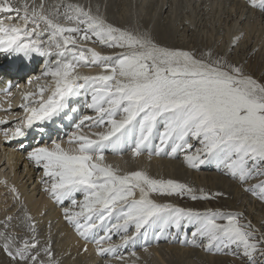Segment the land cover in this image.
I'll use <instances>...</instances> for the list:
<instances>
[{"label":"snow or ice","instance_id":"6c2138e0","mask_svg":"<svg viewBox=\"0 0 264 264\" xmlns=\"http://www.w3.org/2000/svg\"><path fill=\"white\" fill-rule=\"evenodd\" d=\"M246 4L264 14V0ZM85 43L112 52L102 54L85 48ZM53 49L54 66L43 73L51 83L40 88L38 107L20 106L26 113L20 123L31 128L35 122L51 121L65 112L71 98L82 93L89 98L86 107L94 115L83 116L67 137V147L52 141L50 147L38 146L28 153L42 169L43 190L61 206L63 220L77 236L93 241L97 253L105 255L118 253V245L101 246L113 235L127 246L141 235L147 239L152 231L157 240L171 237L206 252L238 256L242 264H260L264 224L258 228L240 212H201L155 198L211 201L223 192L195 189L145 169L122 171L105 162V152H117L131 139L133 159L147 152L149 158L183 154L186 166L193 169L214 163L244 193L264 203V80L222 52L163 45L147 30L109 22L98 8L94 12L80 4H61L46 10L43 3L21 6L0 0V51L43 56ZM80 67L101 71L88 75L79 72ZM32 96L29 92L23 99L27 102ZM86 122L102 130L86 134ZM7 123L0 120V125ZM23 135L21 127L12 133ZM12 219L6 217L7 222ZM24 226L26 236L18 240L4 234L0 243L10 264H59L53 242L41 246L35 219L26 215ZM98 231L103 235L97 236ZM181 233L185 238L179 239Z\"/></svg>","mask_w":264,"mask_h":264},{"label":"rangeland","instance_id":"374dc122","mask_svg":"<svg viewBox=\"0 0 264 264\" xmlns=\"http://www.w3.org/2000/svg\"><path fill=\"white\" fill-rule=\"evenodd\" d=\"M23 1L14 0V2L17 5H21V6L24 4H27V3H24ZM80 1L77 4L90 7L94 12L96 11V8H98L100 10L99 13H101V15L105 16L109 22L117 26L124 25V27L126 26L132 29H139L141 31L147 30L151 33L152 36H155L156 34L158 35L159 33L161 36L159 40L157 39L156 40L166 46L182 48L184 50H191V51H195L198 53L200 51L214 49L218 52L224 53L227 56H230L232 60L238 63H243L245 67H250L253 65V62L249 63L248 61V59L251 56H253L255 60L258 59L257 60L258 62H260V58L261 56H263V47H262L263 45L262 43L259 42V40L261 37L262 38L264 37V16L256 15L255 11L257 12L259 11L258 12L259 15H261L260 13L261 11L259 9L253 10L250 7H248L246 4V0L244 1L243 0H212V2L215 1L214 4L211 3L210 1H207L206 3L202 4L200 3V1L197 2L196 0H176L175 2H172L171 0H145L146 1V4L144 6L145 9L139 8L140 7L139 5L142 3V0H103V1L102 0H99V1L84 0L85 2L83 0H80ZM170 1L172 3H170ZM234 1L236 2L243 1L245 3V6H239ZM103 2H104V7L102 6ZM97 3L99 4V6L97 5ZM156 3L158 4L160 3L159 6ZM61 4H70V3L68 2V0H62L57 5H61ZM51 9L52 8L48 10H51ZM63 11L64 9L62 8L61 12ZM127 12H128V15H127ZM238 12H240L241 15H237L236 13ZM152 18H154V20H152ZM235 18H237V20ZM186 19H189V21L187 20L188 25H185V21H183ZM61 22H63V20H61ZM230 26L233 28V35H232L234 36L233 41L232 43H230V45L228 44L225 46L224 39L219 33H222L223 30H226ZM237 37H240L239 44L233 49L232 44ZM44 40H45V45H47L48 42H47L46 35L44 37ZM244 41L246 43L244 47H241ZM256 43H258V45H256ZM83 46L84 47L86 46L85 48L94 47L96 48L97 51L102 52V54H109L112 52V50L107 49V48H102L98 44L93 45L91 43H85V45ZM243 48H245V50L247 48V52H248L247 54L245 53L243 55ZM3 57H5V55H3V51H0V59L3 60ZM56 58L57 57L55 56L54 49H53V53L49 55V59L47 58L46 54L41 56L38 53H35V56L33 57L35 61L33 62L34 65L32 68L33 69L32 74H35V76L28 75V78L26 77L24 80V83H26L23 85L24 90L21 89L22 87H20L19 90L21 91V93L19 90L17 91L16 94L15 92L13 93L16 95L15 97L17 98H18V95L21 94L19 98L21 99V102H23V104H24L23 97L25 93L31 92L33 93V96L30 97V101H28V103H30L29 106L30 107L39 106L38 101L41 99L39 90L41 87H44L45 89H47L50 83L45 80V79L48 80V77L37 76V71H39V69L46 67V65L48 68L53 67L54 66L53 61ZM48 60L50 61L49 64H48ZM98 69L100 72L101 68H98ZM47 95H48V92L45 91L44 96L47 97ZM83 95L87 97L85 94ZM88 102H90L88 97L84 101L81 100L80 109L79 111H77L76 116L74 117V120H76V122L74 125L70 123V126L75 127L76 124L79 123L80 120H82L84 116L83 115L84 113L83 109L85 107L84 105L87 104ZM69 104H71V102ZM67 111H70V109H67ZM63 114L64 116L66 115L65 112ZM25 115L26 113L25 112L23 113V109L20 108L19 114L16 115L12 119H14L16 123H19L22 120V118L25 117ZM61 115L62 114H60V116ZM59 124H61L62 126L61 122H59L58 120H55V125L58 126ZM9 128H10V125H9ZM21 128L24 131V127L22 126ZM5 129L7 128H2L0 132H5L4 131ZM82 130L86 134H91L92 132H95V131H101L100 129H97V128L95 129L93 128L89 130L82 129ZM73 131H76V129L71 128V131H70V127L66 129V131H61L60 135H64V138L62 139L63 144H65V141H67V137L71 135ZM153 143L154 144L158 143V141H154ZM1 148L2 146L0 147V149ZM30 149L33 150L31 146H28V147L23 146V150L17 149V148H11V150H13L14 152H17V151L21 152V155L23 156L25 162L27 163V170L32 169L33 171L31 170V172L27 176H25L26 173L22 174L23 172L22 169L24 165H22L23 163L21 162H19V165L17 166V171H16V168L14 169V166H13V169L15 172H17L16 177L18 179V182H20V180L23 179L21 182L22 184L26 181L28 177H31L32 175L31 177L32 180L30 182L33 181L34 183L32 184V186L27 187L29 184L28 182L27 184H25V188L27 189L30 195L34 193V195H37L35 198H39L40 194L38 195L37 193H45V191L43 190L44 185L41 183L43 174H40L42 173L40 168L36 169L34 166H31L32 161H30L28 157L26 158L28 153L31 151ZM127 152H131V146H130V150H127ZM181 160H183V154H180L179 159L176 160L175 169H178L182 173L181 175L182 176L184 175L186 177V179L184 178L185 180L181 178L182 181L187 183L188 185H190L191 187L195 189L204 188V189L210 190L209 189L210 187H208L210 186V184L207 181H205V179L201 176V174H198V175L193 174L191 169L187 167H183L181 165ZM111 165L113 164L111 163ZM3 166L5 167V169L1 168ZM3 166L0 165V170L2 169L3 171H5L7 169L6 165H3ZM8 172L9 170L6 173L5 172H2V173L7 174ZM38 174L40 175V177L38 179V182H36L37 181L36 176H39ZM165 175H167L166 178H172V174L170 175L165 174ZM161 176L163 178V175ZM219 176H221V172ZM223 177H225V179L228 181L225 183L224 188H226L225 190L229 194V198H218V199H215L214 201L213 200L201 201L200 203H196L195 201L189 202L185 198L183 199V198H178L175 196L173 197L155 196V198L157 199L158 202H171L175 205L185 207V208H191L193 210H198L201 212L206 211V210H222L225 212H240L244 214L246 219L251 220L252 223L256 225L258 228L261 227V225L264 224V203L259 202L254 197H252L250 194L244 193L242 191V188H237V186H235L236 182L229 179L227 176L223 175ZM4 179L5 178H3V180ZM7 181L8 182L13 181V178ZM7 181L5 179L3 182L1 179L0 186L1 187L3 186L2 188L7 186L6 185ZM34 187L37 188L38 192L37 190L36 192H31V190ZM192 205L196 207H192ZM26 215H29V214L21 210L18 211V207L13 211H10V208L5 211L0 210V243L3 242L4 234H10L12 236H15L18 240L21 237H24L27 235V230L24 226V220H25ZM9 216L12 217L13 219L10 222H7L6 217H9ZM34 219L35 221L37 220V218H34ZM6 222L9 224L7 228L4 227V224ZM54 222L55 220L48 219L46 223L44 224V226L41 225L40 227H38V239L41 243V246H43L47 241L51 240L53 242L55 257L57 261L59 262V264H63L66 258V255H63V253L61 252L62 244H63L62 241H64L62 237H64V235L61 234L62 231H61V228H59L60 225L58 226L54 225L55 224ZM55 226L56 228H53ZM68 230L72 231L71 233H74L73 229H68ZM98 232L100 233V231ZM149 233H148L147 239H145L143 235L137 237L136 244L141 243L143 240L152 241L154 245L151 247H153V249L157 247L161 249L160 251H161V255H163V262L159 261V259L157 261V258L155 256L150 257L152 255L150 252L148 253L149 254L148 257H143L140 254L141 253L140 249H136V251H133V252H136V255H137V256L135 255L136 257L131 256L132 255L131 253L133 252H128L130 254H126L129 257V258L125 257L127 258L126 260L123 259L124 257L122 255L121 256L123 257L122 259L121 257L120 258L116 257L115 259L114 258L108 259L109 264H165V263L170 264L169 260L176 256L181 257L180 263L182 264H219V261L222 264H242V260L238 256H234L232 254H225L223 252H220V253H216L214 251L206 252L199 247H192V248L183 247L182 245L184 246L186 245L178 242V240L173 241L171 237L160 238L159 240H157L154 237L152 231H149ZM74 234H75V238H79L76 233ZM183 238H185V233H181V236L179 237V239H183ZM186 238L189 240L191 239L190 232L187 233ZM109 244L117 245L116 241L114 239H111V241L107 243H103L101 246L107 248ZM128 245L130 246V243ZM122 247H124V245H122ZM94 248L96 252L97 245H95ZM121 251L122 250L118 248V253H120ZM139 255H141V257ZM186 257H188V259H186ZM61 258L63 259V261ZM149 258L152 262L148 260ZM195 258H198L199 261L197 262ZM83 259L79 258V260H76L77 264H83V262L84 264H87L86 261L88 260V256H86V259L84 260ZM130 259H133V260H130ZM219 259H222V260H219ZM189 260L191 262H189ZM100 261H103L102 262L103 264H108L106 262L107 259L102 260L100 258L98 261L92 264H101ZM67 263H68V260H67ZM0 264H10V262L8 261V258L2 252H0ZM260 264H264V261L260 260Z\"/></svg>","mask_w":264,"mask_h":264},{"label":"bare ground","instance_id":"6f19581e","mask_svg":"<svg viewBox=\"0 0 264 264\" xmlns=\"http://www.w3.org/2000/svg\"><path fill=\"white\" fill-rule=\"evenodd\" d=\"M25 1H23V2L27 3L29 6L30 5L38 6V0H25ZM61 1L62 0H42V1H39V3L40 4L43 3L45 6V9L48 10V9L56 6ZM79 1L80 0H68V2L70 4L79 3ZM97 1H99V0H97ZM171 1L175 2L176 0H171ZM171 1H170V3H172ZM196 1L197 2L200 1V3H202V4L206 3L207 1H210L213 4L215 3V1L212 2V0H196ZM243 1H241V2L234 1V2L239 6H245V3ZM104 2L102 5L103 7H104ZM94 4H96V3H94ZM145 4H146V1L142 0V3L140 5L139 4H137V5L140 6L139 7L140 9H145L144 8ZM156 4H158V3H156ZM159 4H158V6H159ZM97 5L99 6L98 3H97ZM100 5H101V3H100ZM88 6H89V4H88ZM96 10H97V8H96ZM258 12L255 11V14L258 16H264V14H262L261 12H260L261 15H259ZM236 14L241 15L240 12H238ZM127 15H128V12H127ZM235 19L237 20V18H235ZM152 20H154V18H152ZM187 20L189 21V19L183 20V21H185V25H188ZM121 21H123V20H121ZM117 23H118V21H117ZM123 27H124V25H123ZM219 34H221L222 38L224 39V45L225 46L228 44L230 45V43H232L234 36H232L233 35V28L231 26L229 28H227L226 30H223L222 33H219ZM160 36L161 35L158 33V35L156 34L153 37L155 39L159 40ZM259 42L262 43V45H263L262 46L263 47V56H261L260 62L257 61L258 59L255 60L253 58V56H251L248 59V61H249V63L253 62V65L250 67H246V69L248 71H250L257 80H264V37L263 38L261 37ZM245 43L246 42L244 41L243 45L241 47H244ZM247 43H248V41H247ZM256 45H258V43H256ZM245 53L246 54L248 53L247 48H246V50H245V48H243V55ZM3 55H5V57H3V60L0 59V90L5 88L6 86H9L8 93L10 91L11 95H9L7 93V95H5V96H0V109H2V110H0V120L4 119V120L8 121L7 124L0 125V130L2 128H7V131H8L7 138L5 136V132H0V147L2 146V148L0 149V165L1 166L6 165V168H7L5 171H3L2 169L0 170V180L2 179V181L4 182L5 179L7 181V180H10L11 178H13V181H9V182L7 181L6 182L7 186H5L4 188H2L3 186L2 187L0 186V210L5 211V210L10 208V211H13L18 207V211L21 210V211L28 213L29 215L33 216V218H37L36 221H37L38 227H40L41 225L44 226V224L46 223V221L48 219L55 220L54 225H57V226L60 225L59 228H61V231L63 232V233L61 232V234L64 235V237H62L64 239V241H62L63 244H62L61 252L63 253V255H66V258H65V262H63V264H77L76 260H79V258L86 259V256H88V260L86 261L87 264L95 263L96 261L99 260V258L102 260L107 259L106 262L109 264L108 259H111V258L115 259L116 257L120 258L123 255L124 258L123 257L122 258L126 260L127 258H125V257H128L126 254H130L128 252L136 251V249H140V251H141L140 254L143 257H148L149 256L148 253L150 252L152 254L150 257L155 256L157 258V261L159 259V261L163 262V255H161V251H160L161 249H159L158 247L153 249V247H151L154 245L152 243V241H149V240L144 241L142 239L143 241L141 243L136 244V242H137V239H136L134 242L130 243V246L127 245L126 247L125 246L122 247V245H123L122 241L120 240V238L118 236H115V235H113L112 239H114L116 241L117 245L119 246V249H121L122 251L120 253H117V254H112V253H108L105 255L98 254L97 251L95 252L94 246L96 244L93 241L85 240L79 236H78L79 238H75V234H74L75 232L73 231L74 233H71L72 231L68 230V229H73V228L71 226H69L68 224H66V222L63 220V214H62L61 206L56 204L53 200H51L49 198V196L47 195V193H37L38 195L40 194L39 198H35L37 195H34V193L31 195L29 194V192L25 188V184H27L29 182L27 187L32 186V184L34 183L33 181L30 182L32 180L31 179L32 175H31V177H28L23 184L21 183L23 179H21L20 182H18V179L16 177L17 172H15L14 169L16 168V171H17V166L19 165V162L23 163L22 165H24L23 169H22V171H23L22 174L26 173L25 176H27L31 172L32 169L27 170V163L25 162L23 156L21 155V152H19V151L14 152L13 150H11V148H17V149L23 150V146L24 147L31 146V148L34 149L38 146L50 147L52 141L63 143L62 139L64 138V135H60L61 131H66V129H68L69 127H70V131H71V128L77 129L76 126L75 127L70 126V123L72 125L75 124L76 120H74V117L76 116L77 111H79V109H80V102H81V100L84 101L85 99H87V97H85L83 94H81L77 97L71 98V100H70L71 104H69L68 108H66V110H65V113L67 116L66 115L64 116V114L61 113L62 114L61 116L59 115L57 117H54L53 120H51V121L35 122L31 128L27 127L26 125L21 124L20 122L16 123L14 121V119H12V118H14L16 115L19 114V111L21 108L20 106L23 104V102H21V99L19 98V96L21 94L18 95V98L15 97L16 96L15 94L20 89V87H22L21 89L24 88L23 85L26 84V83H24V80L26 77L28 78V75H34L35 76V74H32L33 73L32 68L34 65L33 62L35 61V59H33V57L35 56V53H31V54H29V56H25L23 53L9 54L7 52H3ZM46 56L49 59V55L46 54ZM248 56H249V54H248ZM49 63H50V61L48 60V64ZM40 67H42V66H40ZM98 68L99 67H80V68H78V71L83 73V74L95 75L99 72ZM48 69L49 68L47 67V65H46V67L39 69V71H37V76L45 77V76H43V73ZM30 80H28V81H30ZM45 80L48 81L49 83H51V77H48V80L47 79H45ZM14 92H15V94H13ZM20 93H21V91H20ZM45 97L46 96H44V98ZM29 101H30V99H29ZM24 103H28V101L27 102L24 101ZM28 104H30V103H28ZM84 106L85 107L83 109V111H84L83 115H94V113H92L91 110H89L86 107V104ZM67 109H70V111H67ZM23 113H24V111H23ZM24 118H22V120ZM55 120H58L59 122H61L62 126H61V124H59L58 126L55 125ZM77 124H79V123H77ZM9 125H10V128H9ZM21 125H23V127L25 129L24 135L19 136V137H13L12 133L14 132L15 128L20 127ZM85 126H87V122H86ZM84 128L85 127H83V129ZM54 129H55V131H54ZM1 142H3V143H1ZM132 144H133V141L130 139L128 142L121 145L120 150L117 152H112L111 150H107L105 152V162L109 163V164L112 163L114 165V167H118L122 171H128V170H132V169H145L151 175H153L155 177H160L161 175H163V178H166L167 175H165V174H169V175L172 174L171 179H174V180H177L180 182H183L182 179L183 180L186 179V177L184 175L183 176L181 175L182 173L178 169H175L176 160L179 159L180 154H178L175 158H169V157L161 158V157H156L154 155L151 158H149L148 153L145 152L142 156L133 159V157H130V156H132V155H130L131 152H127V150H130V146H132ZM64 146L67 147V143H65ZM26 154H27V152H26ZM23 155H25V154H23ZM27 157H28V155L26 156V158ZM181 165L183 167H187V168L191 169L192 173L195 175L201 174V176L205 179V181H207L210 184V186H208V187H210L209 188L210 190H207L204 188H203V190H205L206 192H223L225 195L221 198H229V194L225 190L226 188H224L225 183L228 181L225 179V177H223L222 174H221V176H219L220 172L214 163L213 164L206 163V164L200 166L199 169H193V168L186 166L184 159H183V160H181ZM13 166H14V169H13ZM31 166H34L36 169H39L38 167H36L34 165L33 162L31 164ZM1 168L5 169L4 166ZM8 170H9V172L7 174H5ZM2 172H5V173H2ZM41 172H42V169H41ZM10 174H11V176H10ZM40 174H43V172ZM9 177H11V178H9ZM36 177H37L36 182H38L40 175L36 176ZM3 178H5V179L3 180ZM235 186H237V188H241L237 183H235ZM13 188H15L17 191L13 192L12 191ZM36 190H37V188L34 187L31 190V192H36ZM37 192H38V190H37ZM234 193H236V192H234ZM184 198L187 199L189 202L193 201L187 197H184ZM212 200L214 201L215 199H212ZM195 202L200 203L201 201H195ZM197 205H199V204H197ZM192 207H196V206L192 205ZM6 216H7V214H6ZM53 228H56V226ZM102 235H103V232H101V231H100V233L97 232V236H102ZM149 235H150V233H149ZM107 242H109V241L105 240L103 243H107ZM182 246L187 247V248L193 247L190 244L187 246H184V245H182ZM85 247H87V251H84ZM149 247H151V248H149ZM145 248H147V251H145ZM135 255H136V252H135ZM141 255H139V256L141 257ZM131 256H133V255H131ZM180 258L181 257H177V256L173 257L172 259L169 260V262H170V264H182V263H180ZM61 259H59V260H61ZM186 259H188V257H186ZM67 260H68V263H67ZM130 260H133V259H130ZM145 260H147V259H145ZM148 260H150V258ZM195 260L197 262L199 261L198 258H195ZM219 260H222V259H219ZM62 261H63V259H62ZM135 261H136V259H135ZM262 261H264V260H262ZM102 262L103 261H100L101 264H103ZM189 262H191V261L189 260ZM83 264H84V262H83ZM219 264H222V263H220V261H219Z\"/></svg>","mask_w":264,"mask_h":264},{"label":"clouds","instance_id":"9594fccd","mask_svg":"<svg viewBox=\"0 0 264 264\" xmlns=\"http://www.w3.org/2000/svg\"><path fill=\"white\" fill-rule=\"evenodd\" d=\"M77 4V3H76Z\"/></svg>","mask_w":264,"mask_h":264}]
</instances>
